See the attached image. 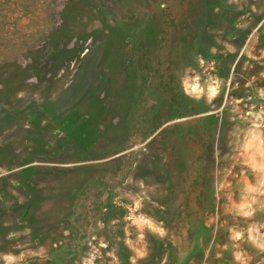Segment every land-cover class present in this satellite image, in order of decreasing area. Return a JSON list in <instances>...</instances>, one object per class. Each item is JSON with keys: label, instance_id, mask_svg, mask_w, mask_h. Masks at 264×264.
I'll list each match as a JSON object with an SVG mask.
<instances>
[{"label": "rangeland", "instance_id": "374dc122", "mask_svg": "<svg viewBox=\"0 0 264 264\" xmlns=\"http://www.w3.org/2000/svg\"><path fill=\"white\" fill-rule=\"evenodd\" d=\"M0 264H264V0H0Z\"/></svg>", "mask_w": 264, "mask_h": 264}]
</instances>
